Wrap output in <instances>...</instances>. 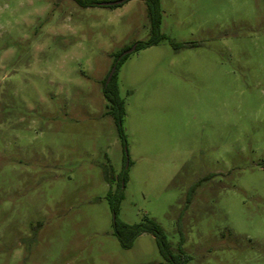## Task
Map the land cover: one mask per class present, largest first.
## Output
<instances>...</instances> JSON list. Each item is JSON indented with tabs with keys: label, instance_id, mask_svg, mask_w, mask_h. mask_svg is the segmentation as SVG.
I'll return each mask as SVG.
<instances>
[{
	"label": "rangeland",
	"instance_id": "obj_1",
	"mask_svg": "<svg viewBox=\"0 0 264 264\" xmlns=\"http://www.w3.org/2000/svg\"><path fill=\"white\" fill-rule=\"evenodd\" d=\"M0 0V264H264V0ZM117 204V205H116ZM184 260V257H180Z\"/></svg>",
	"mask_w": 264,
	"mask_h": 264
},
{
	"label": "trees",
	"instance_id": "obj_2",
	"mask_svg": "<svg viewBox=\"0 0 264 264\" xmlns=\"http://www.w3.org/2000/svg\"><path fill=\"white\" fill-rule=\"evenodd\" d=\"M74 1L83 7L96 5L99 3L98 0H74ZM126 1L128 0H125L124 2ZM144 1L146 2L147 5V13L151 24L152 36L148 40L137 42L135 45V49H139L157 43L161 38L164 37V35L160 33V23L162 18L160 0H144ZM123 3L115 4L112 6H118ZM124 50L125 49L117 53L115 56L113 65L116 66V69L110 81L107 82L105 78L103 83V92L107 100L109 112L115 118L118 127L120 129V132L122 134H123L122 117L124 114V101L122 100L119 94L115 73L118 66L128 56V53L123 54ZM146 231L152 232L155 235L161 252L164 254V256L167 258L169 262L173 264H186V261L188 260L189 256L186 254V252L182 247H179L178 254L172 253L170 246L167 242L166 235L162 231L160 225L154 219H147L145 222L135 223V224L125 223L117 219L114 221V232L124 247H130L133 243L134 238ZM182 256L184 257V260L180 259V257Z\"/></svg>",
	"mask_w": 264,
	"mask_h": 264
},
{
	"label": "water",
	"instance_id": "obj_3",
	"mask_svg": "<svg viewBox=\"0 0 264 264\" xmlns=\"http://www.w3.org/2000/svg\"><path fill=\"white\" fill-rule=\"evenodd\" d=\"M124 1H125V0H110V1H102V2H100V4H103V5H115V4L123 3ZM134 49H135V46H133V47H131L130 49H128L127 51L123 52V54L129 53V52H131V51L134 50ZM115 69H116V66L114 65V66L112 67V69H111V71H110L108 77H107V82L110 81V79H111V77H112V75H113Z\"/></svg>",
	"mask_w": 264,
	"mask_h": 264
}]
</instances>
